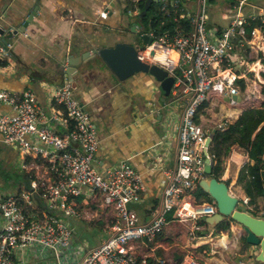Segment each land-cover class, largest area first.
Here are the masks:
<instances>
[{
    "label": "built area",
    "instance_id": "2783aa9c",
    "mask_svg": "<svg viewBox=\"0 0 264 264\" xmlns=\"http://www.w3.org/2000/svg\"><path fill=\"white\" fill-rule=\"evenodd\" d=\"M179 1L157 0L158 12L176 20L184 13ZM254 1L229 0L225 21L212 25L207 23L205 0H196L193 13L187 15L188 32L182 31L179 24L158 34L142 31L151 40L141 41L143 47L138 57L166 70L172 77L168 94L174 96L175 103L181 102L173 165L163 170L165 182L160 197L145 221L139 222L129 205L137 202L144 190L139 172L125 159L96 164L95 123L74 96L66 72L51 92L52 101L61 111L63 133L38 124L44 112L33 89H0V101L8 105L7 110L0 109L1 140L16 149L22 159L19 165L25 155L44 157L46 172L50 173L39 179L31 178L27 185L13 192L0 189V264H15V250L32 246L48 250L58 258L70 252L68 264H147L148 258L158 264H209L194 246L180 251L174 259L176 250L163 243L160 232L169 214L178 221L190 222L189 235L195 241L205 237L200 233L205 224L199 220L213 213L215 204L211 197L196 201L192 190L197 180L205 176L204 158L208 159L210 168L214 163V156L208 150L214 131L240 127L235 122L240 109H221L213 118L205 119L212 113L206 107L209 101L223 95L228 107L236 106L237 94L243 95L250 73L260 75L264 69V5ZM105 14V10L98 12L100 16ZM9 45L7 40L0 43V54H7ZM156 49L165 54L162 60L154 57ZM65 67L64 58L61 69L64 71ZM239 79L243 81V89L239 87ZM258 81L264 86L263 79ZM150 85L157 94L155 81ZM242 99L246 104L247 98ZM148 105L153 104L149 101ZM247 161L248 156L241 166ZM219 176L220 172L216 178L223 180ZM228 191L233 190L228 188ZM35 195L40 197L41 204H37ZM77 196L97 200L109 215L106 235L87 250L80 243L72 247V230L64 218L81 215L75 201ZM238 200L248 203L246 196ZM204 249L201 253L209 255V250Z\"/></svg>",
    "mask_w": 264,
    "mask_h": 264
},
{
    "label": "crops",
    "instance_id": "0c3cea01",
    "mask_svg": "<svg viewBox=\"0 0 264 264\" xmlns=\"http://www.w3.org/2000/svg\"><path fill=\"white\" fill-rule=\"evenodd\" d=\"M195 1H179L186 15L193 13ZM254 2L264 5V0ZM129 4L132 5L133 0H0V26L4 29L19 26L28 10L36 8L22 30L26 34H22V31L12 34L8 40L9 52L0 54V89H33L37 104L44 112V117L38 119V124L63 133L65 127L59 119L61 111L52 101L51 92L61 82L65 72L59 69L65 55H77L91 48L88 43L111 44L115 40H128L132 37L130 25L136 22L132 25L134 30L141 25L135 16L136 10ZM211 4L212 0L206 11L207 22L219 25L225 21L228 9L223 6L214 8ZM102 10L106 11L105 16L98 15ZM69 79L74 96L92 116L97 127L96 164L100 166L125 159L139 172L145 191L140 193L137 202L129 205L139 222L147 220L165 182L163 170L173 165L181 102L168 103L167 96L163 102H158L160 95L155 94L150 85L153 80L142 73L133 74L117 83L106 69L90 68L80 72L76 66ZM223 98L225 102L219 104ZM149 101L153 104L151 107L148 105ZM213 103H216L217 111L239 110L245 101L242 99L236 106L228 107L225 95L211 100L206 109L212 113L205 119H211L217 113L212 110ZM0 109L7 110L8 105L0 101ZM262 157L264 158V152ZM21 160L16 149L5 144L0 135V184L3 183L4 174H9V163H14L22 170L20 180L14 187L10 184L11 178L9 179L8 184L11 186L6 191L19 189L31 178L39 179L50 175L46 172L47 162L44 157L25 155L19 165ZM246 160V151L236 144L230 146L221 160L219 177L228 184L230 191L234 189L231 193L238 197L246 196L236 180L238 170ZM252 198L245 205L246 211L260 216L264 212V196L254 193ZM75 201L81 215L64 218L72 230V247L80 243L87 250L97 245L106 235L109 215L97 200L88 201L77 196ZM167 218L160 232V239L163 243H169L170 249L176 250L174 253L194 246L197 254L207 259L209 264H236L235 261L238 260L248 264H264L254 258L258 247L246 245L243 230L231 220L227 223L219 222V227L205 225L200 231L204 233V239L195 241L189 235V221H178L170 215ZM88 227H93L97 237L91 233V243L77 241ZM202 249L205 252L209 250V255H203ZM69 253L64 258H58L48 250L32 246L15 250L14 261L15 264H68Z\"/></svg>",
    "mask_w": 264,
    "mask_h": 264
},
{
    "label": "water",
    "instance_id": "95a60500",
    "mask_svg": "<svg viewBox=\"0 0 264 264\" xmlns=\"http://www.w3.org/2000/svg\"><path fill=\"white\" fill-rule=\"evenodd\" d=\"M156 1L144 0L143 8L137 12V16H141L145 12L150 2ZM35 9L30 8L25 19L17 27L4 29L0 26V43L8 41L12 34L22 31L34 14ZM135 24L136 22H133L129 27L133 32V36L128 40L118 39L111 44H94L92 42L88 43L91 48L85 49L77 55L66 54L64 57L66 60L64 71L68 74V78H70L71 72L76 69V66H78L80 72L90 68L106 69V72L111 74L117 83L124 81L133 74L142 73L157 81L159 89L168 92L172 77L167 75L166 70L159 65L155 63L149 64L138 57L143 45H136L131 41L138 35L140 41L148 43L151 37L147 33L142 32V27L140 26L134 30L132 25ZM150 53H152V50ZM59 69L62 70L61 68ZM231 97L235 98L236 96L231 95ZM164 100V96L158 97V102H163ZM207 141L208 138L205 139V144ZM203 171L205 176L197 180V185L213 199L215 204V211L204 216L203 221L208 225H215L221 221H226L228 218L236 223L244 232V241L258 247L254 255L255 260L264 262V216H255L247 212L245 204L228 191L225 181L209 175L211 168L206 157L204 158ZM178 256V253L173 254L174 259Z\"/></svg>",
    "mask_w": 264,
    "mask_h": 264
},
{
    "label": "trees",
    "instance_id": "16d2710c",
    "mask_svg": "<svg viewBox=\"0 0 264 264\" xmlns=\"http://www.w3.org/2000/svg\"><path fill=\"white\" fill-rule=\"evenodd\" d=\"M143 1L133 0V4H129L132 9L136 10L135 16L142 27V31L152 30L155 34H158L164 29H171L177 23L180 25L182 31L188 32L190 30L189 17L185 13L177 17L176 20H173L171 15L158 12L157 1L150 2L145 12L141 16H137V12L143 8ZM260 77L264 80V69L260 71ZM243 86V81L239 79L240 89H243ZM158 93L160 96L166 97L169 90L167 92L159 89ZM204 104L205 102L202 103V105ZM235 122L240 124L239 128L236 126L237 128L229 127V130H215L211 137L208 149L214 156V163L211 165V175L218 176L222 170V157L227 154L232 144L242 147L246 151L248 161L238 170L236 180L239 181L245 195L252 200V194L254 193L264 196V158L262 157V153L264 152V100H261L251 108L242 109ZM27 184L28 182L25 185ZM192 195L198 202L210 199V196L197 184L192 190ZM33 197L37 204H41L38 195ZM251 214L256 215L255 212H251ZM167 217H169V214H167ZM199 221L207 225L203 219ZM219 224H215V226L219 227ZM225 227L226 225L223 226V228ZM245 244L249 245L246 242ZM147 264L158 263L153 258H148Z\"/></svg>",
    "mask_w": 264,
    "mask_h": 264
},
{
    "label": "rangeland",
    "instance_id": "374dc122",
    "mask_svg": "<svg viewBox=\"0 0 264 264\" xmlns=\"http://www.w3.org/2000/svg\"><path fill=\"white\" fill-rule=\"evenodd\" d=\"M209 2H210V0H205V11H207ZM212 2H213V4H211V5L214 8L218 7V6H223L225 9L229 8V0H212ZM208 24L213 25V23H208ZM114 33H116V32H113V34ZM113 37L115 38V35ZM139 39L140 38L137 35L136 37H134V39L131 42L133 44L140 45V44H142V42ZM257 78L262 80L260 75L257 76L256 74L250 73V75L248 76V81H246V84H247L246 89L244 91H242L243 95L241 96V93L237 94V101L238 102L241 100V97L245 96L247 98L245 106L240 107V111L244 108H251V107L257 105L261 100H264L263 84L261 82H259ZM151 79H153V78H151ZM155 83L157 84V81H155ZM173 98H174V96H172L171 94H168L166 102L172 103ZM224 102H225V99L223 98L221 101H219V104L224 103ZM212 110H213V112L217 111V105H214V108H212ZM96 129H97V127H96ZM8 165L10 166V168L8 170L9 174H4L3 183L0 184V189L4 190V191H6L11 186L10 184H12V187H14V184H16L20 180L19 177L22 174L21 168H19L17 165H14V163L11 162ZM9 179H10V184H8ZM232 190L234 191V189H232ZM262 204H263V202H262ZM260 217H262V216H260ZM91 233L95 237H97V234L93 230V227H88L83 234L84 236L81 235L77 241H79L81 243L84 241L91 243L90 242L91 241V238H90ZM88 238H90V239H88Z\"/></svg>",
    "mask_w": 264,
    "mask_h": 264
},
{
    "label": "bare ground",
    "instance_id": "6f19581e",
    "mask_svg": "<svg viewBox=\"0 0 264 264\" xmlns=\"http://www.w3.org/2000/svg\"><path fill=\"white\" fill-rule=\"evenodd\" d=\"M178 24V23H177ZM188 31V30H187ZM153 55H154V57H156L157 59H163L164 58V56H165V54L163 53V52H161V51H159V50H155L154 52H153ZM145 191V190H144Z\"/></svg>",
    "mask_w": 264,
    "mask_h": 264
}]
</instances>
